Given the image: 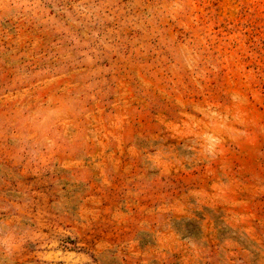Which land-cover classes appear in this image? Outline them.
Masks as SVG:
<instances>
[{
  "label": "rangeland",
  "instance_id": "rangeland-1",
  "mask_svg": "<svg viewBox=\"0 0 264 264\" xmlns=\"http://www.w3.org/2000/svg\"><path fill=\"white\" fill-rule=\"evenodd\" d=\"M0 240L264 264V0H0Z\"/></svg>",
  "mask_w": 264,
  "mask_h": 264
},
{
  "label": "clouds",
  "instance_id": "clouds-1",
  "mask_svg": "<svg viewBox=\"0 0 264 264\" xmlns=\"http://www.w3.org/2000/svg\"><path fill=\"white\" fill-rule=\"evenodd\" d=\"M204 141L206 143L201 144L202 154L214 159L221 143L220 139L218 137L205 136ZM0 245H4L7 251L11 250L6 244H4L3 240H0Z\"/></svg>",
  "mask_w": 264,
  "mask_h": 264
}]
</instances>
